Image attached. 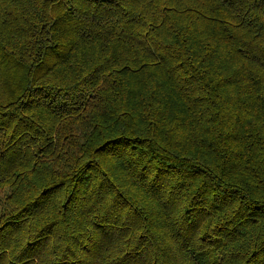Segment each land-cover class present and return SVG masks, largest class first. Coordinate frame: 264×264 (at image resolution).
<instances>
[{
	"label": "trees",
	"instance_id": "16d2710c",
	"mask_svg": "<svg viewBox=\"0 0 264 264\" xmlns=\"http://www.w3.org/2000/svg\"><path fill=\"white\" fill-rule=\"evenodd\" d=\"M0 264H264V0H0Z\"/></svg>",
	"mask_w": 264,
	"mask_h": 264
},
{
	"label": "rangeland",
	"instance_id": "374dc122",
	"mask_svg": "<svg viewBox=\"0 0 264 264\" xmlns=\"http://www.w3.org/2000/svg\"><path fill=\"white\" fill-rule=\"evenodd\" d=\"M1 205V204H0Z\"/></svg>",
	"mask_w": 264,
	"mask_h": 264
}]
</instances>
